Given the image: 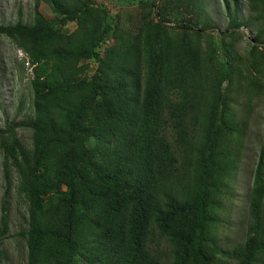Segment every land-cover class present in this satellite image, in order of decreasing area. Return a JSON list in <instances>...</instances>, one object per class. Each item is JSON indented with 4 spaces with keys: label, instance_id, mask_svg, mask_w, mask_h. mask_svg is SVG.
<instances>
[{
    "label": "trees",
    "instance_id": "16d2710c",
    "mask_svg": "<svg viewBox=\"0 0 264 264\" xmlns=\"http://www.w3.org/2000/svg\"><path fill=\"white\" fill-rule=\"evenodd\" d=\"M210 1L33 0L0 25L32 74V116L0 128V257L15 184L26 264H264V135L245 238L218 239L264 99V0H214L223 33Z\"/></svg>",
    "mask_w": 264,
    "mask_h": 264
},
{
    "label": "rangeland",
    "instance_id": "374dc122",
    "mask_svg": "<svg viewBox=\"0 0 264 264\" xmlns=\"http://www.w3.org/2000/svg\"><path fill=\"white\" fill-rule=\"evenodd\" d=\"M95 3L104 0H92ZM109 3V1H107ZM208 9L217 23L219 33L225 31L227 19L217 10V3L211 0ZM220 9L221 5H220ZM125 10V8L123 9ZM126 11V10H125ZM133 17L135 14L127 11L124 16ZM33 17V0H0V25L14 24L19 18L22 22L30 23ZM238 35H243L236 49L239 55L245 56L250 48L254 32L250 28L242 27ZM30 66L23 53L15 48L11 41L0 36V128L5 123H17L32 116V96L29 80L32 76ZM243 97H240L242 103ZM21 101V102H20ZM17 137L23 146L31 147V131L18 128ZM264 135V99L258 102L248 125L245 150L239 165L236 179L234 200L230 210V222L219 230L218 239L222 249H231L241 243L246 235L247 222V193L251 186L252 171L254 169L261 140ZM2 154L0 152V203L4 192L1 175ZM14 181L16 178L14 177ZM9 236L3 240L0 264H26V248L23 238L18 233L25 227L26 208L24 200L16 192V186L11 191L9 199ZM1 214V213H0ZM225 214V213H224ZM225 217V216H223ZM163 251L168 254L165 248ZM233 264V263H231Z\"/></svg>",
    "mask_w": 264,
    "mask_h": 264
}]
</instances>
